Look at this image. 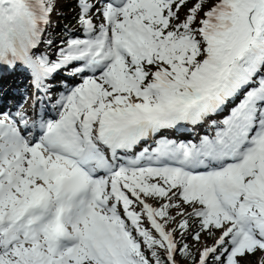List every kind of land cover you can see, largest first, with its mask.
<instances>
[{
    "label": "snow or ice",
    "instance_id": "obj_1",
    "mask_svg": "<svg viewBox=\"0 0 264 264\" xmlns=\"http://www.w3.org/2000/svg\"><path fill=\"white\" fill-rule=\"evenodd\" d=\"M0 264H264V0H0Z\"/></svg>",
    "mask_w": 264,
    "mask_h": 264
},
{
    "label": "bare ground",
    "instance_id": "obj_2",
    "mask_svg": "<svg viewBox=\"0 0 264 264\" xmlns=\"http://www.w3.org/2000/svg\"><path fill=\"white\" fill-rule=\"evenodd\" d=\"M18 81L17 79H15ZM27 87L26 85H22L21 82L16 83V85L13 84V80H8L5 84V89L7 91V95L3 96L2 102L6 103L7 101H10L13 105L23 97V90ZM19 90V91H17ZM30 91V92H29ZM27 97L31 98V101L29 105L32 103V89L27 91Z\"/></svg>",
    "mask_w": 264,
    "mask_h": 264
},
{
    "label": "rangeland",
    "instance_id": "obj_3",
    "mask_svg": "<svg viewBox=\"0 0 264 264\" xmlns=\"http://www.w3.org/2000/svg\"><path fill=\"white\" fill-rule=\"evenodd\" d=\"M68 11H70V10H66V13H67ZM53 19L56 20V17L54 16ZM58 23H59V25L62 26V25H64V24H69V25H71L73 22L69 19V20H61V21H58ZM10 80H13V82H15L14 78H11ZM23 85H26V86H27V83H25V84H23ZM27 88H28V90H30V87L27 86ZM29 92H30V91H29ZM27 94H28V93H27ZM30 101H31V98H28V97H27V100H26V102H25V98H24V96H23L21 99H19V100L17 101V103H22V104L24 105V108H27V107L29 106ZM6 103H11V102H10V101H7ZM253 259H256V257H253Z\"/></svg>",
    "mask_w": 264,
    "mask_h": 264
},
{
    "label": "trees",
    "instance_id": "obj_4",
    "mask_svg": "<svg viewBox=\"0 0 264 264\" xmlns=\"http://www.w3.org/2000/svg\"><path fill=\"white\" fill-rule=\"evenodd\" d=\"M59 21H61V20H59ZM57 31H59V29H57Z\"/></svg>",
    "mask_w": 264,
    "mask_h": 264
}]
</instances>
